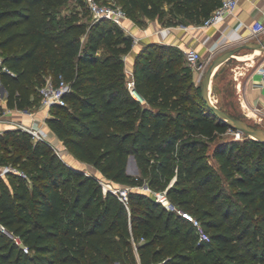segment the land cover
I'll use <instances>...</instances> for the list:
<instances>
[{
  "label": "trees",
  "instance_id": "obj_1",
  "mask_svg": "<svg viewBox=\"0 0 264 264\" xmlns=\"http://www.w3.org/2000/svg\"><path fill=\"white\" fill-rule=\"evenodd\" d=\"M68 1L0 0V54L10 70H0V92L9 107L31 109L41 104L47 78L69 82L67 104L51 108L49 127L77 159L130 187L129 200L67 163L48 140L22 129L0 132V164L3 143L11 142L18 152L9 150L8 159L19 170L0 175V224L8 231L0 227V264H264V143L223 137L233 129L205 104L178 46L140 49L131 77L144 99L137 98L125 67L134 37L107 18L60 15ZM114 2L139 25L148 18L173 25L202 24L222 0ZM211 143L217 165L202 150ZM132 154L138 175L128 171ZM218 177L234 188L230 195L214 184ZM145 183L166 189L210 240L200 241L191 220L168 210Z\"/></svg>",
  "mask_w": 264,
  "mask_h": 264
},
{
  "label": "crops",
  "instance_id": "obj_2",
  "mask_svg": "<svg viewBox=\"0 0 264 264\" xmlns=\"http://www.w3.org/2000/svg\"><path fill=\"white\" fill-rule=\"evenodd\" d=\"M257 20L264 21V0H240L235 14L228 15L217 25L208 27H203L201 24L195 23L167 25L161 23L157 18H148L143 25H139L133 20H128L125 22V31L130 35L138 37L139 42L134 44L133 49L125 56L126 71L131 78L136 56L144 44L149 42L172 44L183 50L195 47L201 54L200 63H202V67H206L208 61H211L223 51L249 40H258L257 37L251 36L249 28V25ZM263 37L264 35L261 38ZM232 59L234 58L222 62L216 68L212 82L215 75L218 72L221 75L222 68ZM251 64L252 65L246 67L245 70L236 69L234 73V78L238 81L239 102L244 110H246V108L250 110L246 112L248 115H252L254 112L262 114L264 113V77L256 70L255 64ZM200 73V69H194V79L197 84L199 83ZM214 95H216V97H214ZM214 95L213 97L216 100L217 94L215 92ZM0 103L5 108L3 114L0 116V132L11 129L14 124L20 121L33 124L35 127L42 130L49 142L59 145L60 148L62 147L64 149L66 154L81 162V160L77 159L66 149L57 134L49 127L47 123V118L51 115L49 113V108L39 104L31 109H24V111H22L18 108L9 107L6 98ZM84 163L91 165L86 162ZM94 169L96 172L95 174L100 176L101 173L95 167ZM138 173L140 174L139 166ZM0 175L6 178L3 166H0Z\"/></svg>",
  "mask_w": 264,
  "mask_h": 264
},
{
  "label": "built area",
  "instance_id": "obj_3",
  "mask_svg": "<svg viewBox=\"0 0 264 264\" xmlns=\"http://www.w3.org/2000/svg\"><path fill=\"white\" fill-rule=\"evenodd\" d=\"M240 0H222L221 4L213 11V13L207 17L204 22L201 24L203 27H208L211 25H217L219 22H221L223 19L226 18L228 15L235 14L237 7L239 5ZM88 7L90 8V11L94 17V19H101V18H107L115 23L119 24L122 28L126 30L125 22L128 20H132L126 10L119 4L115 2L110 3H102L98 0H87ZM250 28V34L252 37H257L258 39L261 38L264 35V21L257 20L254 23L249 25ZM133 36V35H132ZM134 37V44L139 42V38L136 36ZM185 54L187 61L190 65H192L195 68H201L202 63L201 61V54L195 47H190L188 49H185ZM256 70L261 73L264 77V51L259 58V61L257 64H255ZM0 70L2 71H10L8 66L4 63V57L2 54H0ZM129 86L131 87L132 91L134 88V81L133 79H130ZM70 84L65 79L61 78L59 81H54L52 78H47L46 82L41 86L40 88V97H41V105L49 108V113L51 114V108L54 105H65L67 104V101L65 99V94L70 90ZM19 109V108H18ZM24 111V109H19ZM14 124V123H13ZM16 125L20 127L22 130L29 131L35 139H47L46 135L42 132V130L38 127H35L33 124H27L23 121L18 122ZM238 137H241V133L236 132ZM51 143V142H50ZM52 146L57 150V152L61 155L59 152L58 146L51 143ZM60 148V147H59ZM62 156V155H61ZM4 171L6 170H13V171H19L13 166H3ZM99 180L103 184L104 190H111L115 192L121 200H123L125 203L129 200V189L128 186H120L118 184H115L113 181L112 183L108 182L105 177L99 176ZM143 189L151 191L154 193L156 199L161 202L168 210L176 211L180 215L188 218L191 220V222L196 227L198 238L200 241L203 240H210V234L205 229L203 223L199 218L191 214L189 211L185 210L184 208L174 204L167 193V190H159L154 191L149 185H143L141 186ZM139 188V187H138ZM1 229L7 231L6 227L2 224H0ZM8 232V231H7ZM11 234V233H10ZM11 236L15 239V242L22 246L25 251H29L28 246L23 242V240L17 236L11 234ZM142 264V263H139ZM151 264H156L155 262H152Z\"/></svg>",
  "mask_w": 264,
  "mask_h": 264
},
{
  "label": "rangeland",
  "instance_id": "obj_4",
  "mask_svg": "<svg viewBox=\"0 0 264 264\" xmlns=\"http://www.w3.org/2000/svg\"><path fill=\"white\" fill-rule=\"evenodd\" d=\"M105 2H114V0H104ZM79 13L81 19H84L88 22H92L94 21V17L90 11V8L88 7V3L86 2V4L84 6H82L77 0H69L60 10L59 14L60 15H64V14H72V13ZM84 39H86V36H84ZM100 52L102 53V49L100 50ZM254 50H243L241 53H239L238 55H248L250 56L249 59L247 60H243L241 58H234L232 60H230L228 62V64H225V66L222 68V73L221 75L218 77L217 83L216 85V90H215V77L213 79V86L211 88V91L214 95V92L217 94V101L216 103H219L221 105H225L226 108H228V110H230L231 112H233L234 114L240 115L243 118H245L246 120H248L249 122L253 123V124H257V125H261L264 127V113H252V115H248L246 112H249L250 110L248 108H246V110H244L239 102V94H238V81L234 78V73L236 72V69L239 70H245L246 67H250V65L253 64H257L259 61V58L261 57L263 51L257 52L256 54H254ZM212 61V60H211ZM211 61H208V64L206 65V67H201L198 68L200 69V79H199V83H201V79L203 76V73L206 71L207 67L210 65ZM251 62V63H250ZM195 69V67H194ZM130 76L128 74V83L130 81ZM220 80V81H218ZM214 97H216V95H214ZM6 98V92H4L3 89H1L0 92V102H3L4 99ZM1 104V103H0ZM3 107V105H2ZM4 107H3V111L0 112V116L3 114L4 112ZM12 130H17L20 129V127L16 124H14L13 127H11ZM4 132V131H3ZM223 137L229 138V137H235V138H242L237 136V133L235 130H230L229 133L225 134ZM55 144V143H54ZM4 147L6 149H4L1 152V155L6 156V159L3 160V162H1L0 166H13L12 165V161H9V157H10V152L9 150H13L12 153L14 154L15 152H18V150L16 148H13V146L11 145V142L8 143H3ZM56 145V144H55ZM58 146L59 152L61 153V155L63 156V158L65 159V161L67 163H69L70 165L82 169L84 171H86L87 173H93L95 174V169L92 165H88L85 164L84 162H80L78 160H75L72 156L66 154V152L64 151V149L60 146ZM213 147H214V143L209 144V146L204 147L202 146V150H205L208 154H209V161L211 163H213L214 165H217V160L213 155ZM16 169H18L17 167H15ZM129 171L131 174L133 175H138V162L136 159V156L134 154L131 155L130 157V163H129ZM4 174V172H3ZM102 176V175H100ZM175 177H173L169 184L174 183L175 181ZM108 182L112 183L111 180H109ZM214 184H218L219 186H222L224 188L225 194L226 195H230V193L234 190L233 187L229 186L228 183L226 181H224L223 178H219L216 179L214 181ZM120 186H123L122 184H118ZM145 185H147V183H145ZM232 199V198H231ZM118 261L115 262V264ZM120 264V263H119Z\"/></svg>",
  "mask_w": 264,
  "mask_h": 264
},
{
  "label": "water",
  "instance_id": "obj_5",
  "mask_svg": "<svg viewBox=\"0 0 264 264\" xmlns=\"http://www.w3.org/2000/svg\"><path fill=\"white\" fill-rule=\"evenodd\" d=\"M256 50L260 49L264 51V37L258 40H249L234 47L223 51L214 57L207 67L206 71L203 73L201 79V97L204 100L207 107L212 111V113L221 121L227 123L233 130L244 134L248 137L255 138L260 142L264 143V127L261 125L253 124L246 120L245 118L237 117L231 114L223 105L214 102L210 97L211 83L216 68L224 61L237 58L238 54L244 50ZM136 88H133L135 90ZM118 264L120 262H117Z\"/></svg>",
  "mask_w": 264,
  "mask_h": 264
},
{
  "label": "bare ground",
  "instance_id": "obj_6",
  "mask_svg": "<svg viewBox=\"0 0 264 264\" xmlns=\"http://www.w3.org/2000/svg\"><path fill=\"white\" fill-rule=\"evenodd\" d=\"M261 50L260 49H256V50H254V54H256L257 52H260ZM241 59H243V60H247V59H249L250 58V56H248V55H241V56H239ZM212 86H213V82L211 83V87L210 88H212ZM133 94L137 97V98H139V99H141V100H143L144 98H143V96H142V94L137 90V89H135V90H133ZM210 97H211V99L214 101V102H216V100L214 99V97H213V95H212V91L210 90Z\"/></svg>",
  "mask_w": 264,
  "mask_h": 264
}]
</instances>
